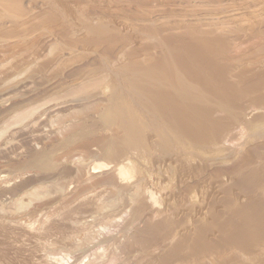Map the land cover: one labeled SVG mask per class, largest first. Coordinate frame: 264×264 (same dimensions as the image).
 <instances>
[{
  "label": "rangeland",
  "instance_id": "1",
  "mask_svg": "<svg viewBox=\"0 0 264 264\" xmlns=\"http://www.w3.org/2000/svg\"><path fill=\"white\" fill-rule=\"evenodd\" d=\"M0 264H264V0H0Z\"/></svg>",
  "mask_w": 264,
  "mask_h": 264
}]
</instances>
